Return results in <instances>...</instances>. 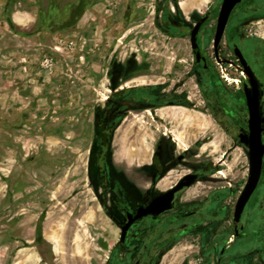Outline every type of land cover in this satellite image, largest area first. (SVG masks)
I'll list each match as a JSON object with an SVG mask.
<instances>
[{
    "label": "rangeland",
    "instance_id": "1",
    "mask_svg": "<svg viewBox=\"0 0 264 264\" xmlns=\"http://www.w3.org/2000/svg\"><path fill=\"white\" fill-rule=\"evenodd\" d=\"M222 2L0 0V264H126L124 209L190 172L202 178L178 210L201 212L191 234L178 225L170 245L150 238L153 227L175 225L170 213L138 227L130 249L165 248L156 264H218L222 246H230L224 264H237L228 241L249 150L231 110L227 129L203 109L209 93H241L246 76L215 59ZM31 7L36 23L21 31L10 14ZM206 15L209 73L195 66L190 37ZM251 42L264 43V0L236 8L220 57L234 59L233 43ZM158 143L165 180L149 191ZM258 249L245 264H264Z\"/></svg>",
    "mask_w": 264,
    "mask_h": 264
},
{
    "label": "flooded vegetation",
    "instance_id": "2",
    "mask_svg": "<svg viewBox=\"0 0 264 264\" xmlns=\"http://www.w3.org/2000/svg\"><path fill=\"white\" fill-rule=\"evenodd\" d=\"M201 1L203 3L205 0H201ZM246 1L247 0H243L238 6H240ZM238 6H236V8ZM180 7L181 9L185 8L183 4H180ZM236 8L234 9V11L236 10ZM234 11L232 12V15ZM199 38H200L199 48L197 49V51H194L192 49L195 56L194 64L196 67H201L203 72L209 73L210 67L208 64V58L206 57V53H205L201 30L199 32ZM261 46L264 48L263 42H259V43L251 42L248 45L242 44L241 46H239L236 43H233L232 50H233L234 59L223 60L220 57L221 47L219 45L218 50L216 52L214 48V39H213V52L216 61H218V64L220 63L223 65L230 64L231 66H233L236 72H240V74L246 76L244 77V82H242L241 93H238V95H233L234 97L230 95H226L222 98V96L220 97L215 94H210L208 92L209 94L206 95L205 107L203 109L205 111H208L219 125L227 129L232 123V121H230L229 119V110H231L232 111L231 115L237 119V123L232 124L231 126L234 127V130H237L236 135L240 140L241 136H249L250 134V124H249L250 111L248 107V100L246 97V92H248L255 103L258 101V110H259V115L261 119V128H262V142L264 144V57L260 53L262 49ZM236 49H238L242 54L244 60L246 61L247 66L250 69L251 75L248 74L247 71L243 68L242 63L236 54ZM197 53L200 55L199 59L197 58ZM243 71H245L246 74H243ZM124 89L125 87H122L119 89V91ZM208 89H209L208 84H205V90L207 91ZM235 93H237V91ZM164 136H166V133ZM161 152H162V147L159 146L158 143L157 155L154 156L153 158L154 172H153V179L151 181V186L149 187V191L153 188L152 186H154V189H157L160 182L165 180L163 179L162 175L166 171V168L163 169V165L161 163V157H162ZM185 156L186 155L181 156L179 158V161L182 162L185 159ZM188 175H196L198 179L196 183L191 187H186L175 194L174 208L171 211L166 212L158 217L147 216L141 220L134 222L127 230L125 240L123 242L121 241V235H120V246L126 248L125 253L122 255L123 260L126 264H156L158 263L157 262L158 259L166 254L165 248L160 249L159 251L158 250L155 251L154 247H151L152 248L151 250H142L140 253H138V255H135L134 250H131L130 248H131V243L137 241L139 239V236L141 235V233H137L138 227H143L144 229L146 225L151 223L152 224L158 223L161 217L170 216V213H172L174 214L172 215V217L174 219L175 225H170L169 227H166L162 231H160L159 228L157 230L155 229V227H153L152 229H150L148 236L149 237L151 236L153 238L155 237V235H158L159 237L155 239L156 243L160 241L165 246V245H170V243L174 241L176 236L179 234L177 232L178 225L184 227L183 230L185 231L186 236H189L191 234L193 230V226L197 225V220L199 219L201 212L198 209H192L190 205L185 207L184 209H179V210L178 207L180 205V199L182 195L186 193L188 190H190L192 187H194L200 181V179L202 178V174L197 172H190L184 177ZM183 178L179 179L168 189H163L158 193H154L148 198H145L144 196L140 201V203L134 208L124 209L123 220L121 224V234L123 232L124 226L128 223L129 214L136 215L141 206L147 207L153 200L160 197L164 193L168 192L173 187H175ZM243 190L240 192V195L233 209V225H232L233 233L229 235V241H228V244H234L233 246L235 248V254L233 256V259L238 261L236 262L237 264H241V260H245L244 261L245 264L246 260L250 259V257L259 254L258 247H260V251L262 252V254H260V258L262 259V261H264V158H263L262 173L259 183L255 191L253 192L251 198L249 199L248 203L246 204V207L240 217L239 222L236 223L235 221L236 206ZM245 242L251 244L252 247L249 246L245 250V248H243ZM230 248H231L230 246L227 247L222 246L221 250L219 251V257L217 260L218 264H224L226 257H228L230 254L229 251ZM256 261L257 259H254V261H252V264H256L254 263ZM259 263H261V261H259Z\"/></svg>",
    "mask_w": 264,
    "mask_h": 264
},
{
    "label": "water",
    "instance_id": "3",
    "mask_svg": "<svg viewBox=\"0 0 264 264\" xmlns=\"http://www.w3.org/2000/svg\"><path fill=\"white\" fill-rule=\"evenodd\" d=\"M242 1L243 0H223L214 37V48L216 52L221 41L223 40L232 12ZM208 18V15H206L204 18L200 19L190 32L191 47L194 51H197L199 48V32ZM236 54L239 57L243 68L248 74L251 75L250 69L238 49H236ZM199 57L200 55L197 53V58L199 59ZM246 97L250 111V134L249 136H241L240 141L249 149L250 167L246 186L237 202L235 213L236 223L239 222L246 204L248 203L259 183L264 158V144L262 142V128L258 110V101L255 103L248 92H246ZM197 179L198 178L196 175H188L184 177L175 187L153 200L147 207L141 206L136 215L129 214L128 223L124 226L123 232L121 234V241L123 242L125 240L127 230L134 222L147 216L158 217L166 212L171 211L174 208L175 194L186 187H191L194 185Z\"/></svg>",
    "mask_w": 264,
    "mask_h": 264
},
{
    "label": "crops",
    "instance_id": "4",
    "mask_svg": "<svg viewBox=\"0 0 264 264\" xmlns=\"http://www.w3.org/2000/svg\"><path fill=\"white\" fill-rule=\"evenodd\" d=\"M23 2H33V0H22ZM38 9L31 7L29 9H14L10 14V19L15 27L19 28L21 31H24L28 28H31L36 23Z\"/></svg>",
    "mask_w": 264,
    "mask_h": 264
},
{
    "label": "trees",
    "instance_id": "5",
    "mask_svg": "<svg viewBox=\"0 0 264 264\" xmlns=\"http://www.w3.org/2000/svg\"><path fill=\"white\" fill-rule=\"evenodd\" d=\"M77 8H79L78 5L76 6L75 9H77ZM83 10H84V7L81 9V11H83ZM42 221H43V219L41 218L39 221V224L37 225V229H36L37 240H42Z\"/></svg>",
    "mask_w": 264,
    "mask_h": 264
},
{
    "label": "bare ground",
    "instance_id": "6",
    "mask_svg": "<svg viewBox=\"0 0 264 264\" xmlns=\"http://www.w3.org/2000/svg\"><path fill=\"white\" fill-rule=\"evenodd\" d=\"M243 74H246V72H245V71H243Z\"/></svg>",
    "mask_w": 264,
    "mask_h": 264
}]
</instances>
